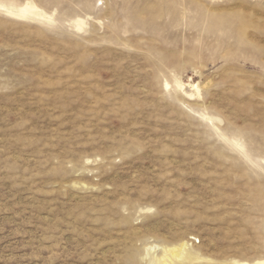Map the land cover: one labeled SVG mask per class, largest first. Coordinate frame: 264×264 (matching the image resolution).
Listing matches in <instances>:
<instances>
[{
    "label": "rangeland",
    "instance_id": "rangeland-1",
    "mask_svg": "<svg viewBox=\"0 0 264 264\" xmlns=\"http://www.w3.org/2000/svg\"><path fill=\"white\" fill-rule=\"evenodd\" d=\"M0 264H264V0H0Z\"/></svg>",
    "mask_w": 264,
    "mask_h": 264
},
{
    "label": "bare ground",
    "instance_id": "bare-ground-1",
    "mask_svg": "<svg viewBox=\"0 0 264 264\" xmlns=\"http://www.w3.org/2000/svg\"><path fill=\"white\" fill-rule=\"evenodd\" d=\"M177 253H181V252H179V251H178V252H176V255H177Z\"/></svg>",
    "mask_w": 264,
    "mask_h": 264
}]
</instances>
